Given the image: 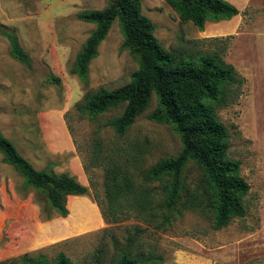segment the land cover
Instances as JSON below:
<instances>
[{
  "label": "rangeland",
  "instance_id": "374dc122",
  "mask_svg": "<svg viewBox=\"0 0 264 264\" xmlns=\"http://www.w3.org/2000/svg\"><path fill=\"white\" fill-rule=\"evenodd\" d=\"M112 1L0 0V132L36 169L68 173L87 189L67 197L62 215L0 153V262L29 264L21 258L27 255L56 264L62 253L75 264H115L124 254L133 264H264V0H248L245 7L247 0H225L239 10L238 27L230 34L221 33L234 27L237 15L199 28L164 0H141L166 50L193 58L218 51L245 78L236 101L218 107L217 117L228 131L227 155L239 161L238 174L250 188L242 197L244 215L219 229L214 210L164 205L170 175L142 178L181 149L170 124L149 117L157 105L154 94L123 135L106 124L123 105L96 116L76 107L88 92L126 84L138 68L122 46L123 29L115 19L86 75L72 72L94 29L77 15ZM13 40L29 64L15 58ZM116 149L122 157L139 150L142 159L130 170L137 192L150 203L108 223L102 213L103 158ZM201 177L199 166L188 161L180 174L183 193L193 191Z\"/></svg>",
  "mask_w": 264,
  "mask_h": 264
},
{
  "label": "trees",
  "instance_id": "16d2710c",
  "mask_svg": "<svg viewBox=\"0 0 264 264\" xmlns=\"http://www.w3.org/2000/svg\"><path fill=\"white\" fill-rule=\"evenodd\" d=\"M183 21H190L199 28L208 20L229 19L239 10L225 0H164ZM78 18L94 24L86 38L72 72L79 77L86 75L88 64L97 53V47L108 33L115 19L121 23L123 48L137 60L138 68L129 81L117 88L99 87L88 92L83 104H77L91 116L123 105L122 112L106 122L116 134L123 135L149 105L152 94L157 105L149 117L160 123L170 124L179 136L181 149L176 156L164 158L143 175L145 182L171 176L166 207L179 203L182 209L214 210V228L219 229L233 217L243 216L242 197L250 185L238 174L239 161L228 157V131L218 120L217 109L234 103L241 93L245 78L225 61L218 51L198 58L166 50L154 34L155 26L142 12L141 0H113L102 9L80 12ZM12 53L18 60L29 64L28 56L15 40ZM57 82L59 78H53ZM108 152L103 158L105 196L103 206L106 222H114L130 211L142 212L150 203L147 196L138 193L130 167L142 159L139 150ZM0 153L8 164L15 167L27 182L43 191L49 205L60 214L67 213L68 196L84 195L86 187L68 173L56 174L51 170H38L24 158L14 144L0 132ZM195 162L202 177L195 189L183 193L180 174L188 161ZM210 186L214 189L212 193ZM29 264H43L21 257ZM0 264H3L0 262ZM56 264L72 263L64 254L57 256ZM115 264H133L124 254Z\"/></svg>",
  "mask_w": 264,
  "mask_h": 264
},
{
  "label": "crops",
  "instance_id": "0c3cea01",
  "mask_svg": "<svg viewBox=\"0 0 264 264\" xmlns=\"http://www.w3.org/2000/svg\"><path fill=\"white\" fill-rule=\"evenodd\" d=\"M246 1V0H245ZM247 2H248V0L246 1V3H245V5H244V7L246 6V4H247ZM237 15V14H236ZM232 18V17H231ZM234 21V23H233V25H234V27L233 28H227V29H225L226 31L225 32H222L221 34H230V33H233V31H235L236 30V28L238 27V24H239V17H238V15H237V17H236V19H233Z\"/></svg>",
  "mask_w": 264,
  "mask_h": 264
}]
</instances>
